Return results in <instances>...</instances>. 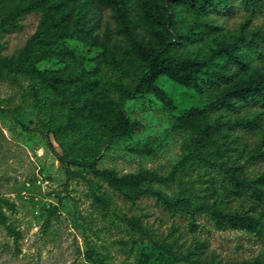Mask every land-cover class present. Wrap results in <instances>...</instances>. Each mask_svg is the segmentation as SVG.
<instances>
[{
    "label": "rangeland",
    "instance_id": "1",
    "mask_svg": "<svg viewBox=\"0 0 264 264\" xmlns=\"http://www.w3.org/2000/svg\"><path fill=\"white\" fill-rule=\"evenodd\" d=\"M54 1L55 9L42 4L7 32L0 29V57L24 55L26 65L44 73L0 66V264H189L179 252L200 264H264V201L233 183L226 167L246 165L251 179L263 174L264 114L255 129L237 125L263 109H215L194 127L179 119L229 90L219 76L222 47H235L264 76V0H229L228 10L205 14L184 0H122L119 8ZM146 5L167 18L176 55L206 65L201 90L159 78L171 104L152 93L120 100L121 87L142 71L136 47L158 45ZM60 13L80 17L90 34L79 37ZM232 72L247 78L236 65ZM210 76L216 88L206 86ZM120 109L131 123L121 137L112 135ZM216 121L223 129L199 146L205 124ZM103 170L119 178L150 173L155 180L120 190ZM146 187L188 198L203 212L168 211L139 195ZM225 215H244L258 228Z\"/></svg>",
    "mask_w": 264,
    "mask_h": 264
},
{
    "label": "trees",
    "instance_id": "2",
    "mask_svg": "<svg viewBox=\"0 0 264 264\" xmlns=\"http://www.w3.org/2000/svg\"><path fill=\"white\" fill-rule=\"evenodd\" d=\"M102 5L108 7L119 8L122 0H98ZM191 9L199 13H207L215 9L228 10L230 7L229 0H220L219 3L213 0H184ZM248 1V0H247ZM48 4L49 7L55 9L57 7L54 0H17L11 3H0V29L3 32L10 30L17 21L27 11ZM219 4V5H218ZM146 20L150 28L155 32L158 45L153 42L143 41L136 47V56L142 64V71L136 83L132 85H124L121 88L120 100L133 99L139 94L152 93L160 97L165 103L171 104V100L167 99L166 92L158 85L160 77L167 76L180 85L201 90L205 86L200 81V75L205 68V64L190 58H180L175 53L173 46L167 39L168 24L167 18L158 14L151 6H145ZM62 14V13H60ZM62 20L65 25L76 32L81 37H87L90 33L87 29L80 25V17L62 14ZM243 42H246L243 40ZM218 57L221 64L222 74H219L221 79H225L230 88L224 92L218 102L207 105L204 108H192L179 117L181 123L185 126L194 127L199 121H202L214 113L215 109L231 110L240 114L243 108H262V112L254 111L251 117L239 119L237 125L244 129H255L260 126L264 114V76L253 70L248 64L244 63L235 52V47H222L218 51ZM245 69L247 72L246 79H238L236 74L232 72L233 66ZM0 66L11 71L36 72L35 68L26 65L24 55L19 58H3L0 57ZM212 76L206 86L216 88L218 86ZM1 108V107H0ZM3 109V108H1ZM25 131L33 132L35 129L17 121ZM223 129L217 121L215 123H207L200 134L199 146H205L210 143L213 135L217 130ZM131 132V123L123 109H120V122L118 125H113L112 135L126 136ZM63 161H66L63 157ZM78 164V161H72ZM228 178L239 187H247L253 195L260 201H264V172L257 179H251L246 171V165H227ZM103 177L110 185L115 186L120 190H126L129 186H137L146 180L154 181L155 178L150 173L138 174L119 178L111 170H103ZM139 195L154 197L157 202L162 204L164 208L171 212L192 213L191 210L201 211L202 208L193 209L192 202L188 198H167L153 187H146L144 190H137ZM126 195V194H124ZM219 221V216L216 217ZM224 218L232 224L245 225L248 223L250 229H257L258 223L244 215H225ZM182 260L189 264H200L198 258L193 259L191 255L179 252Z\"/></svg>",
    "mask_w": 264,
    "mask_h": 264
}]
</instances>
